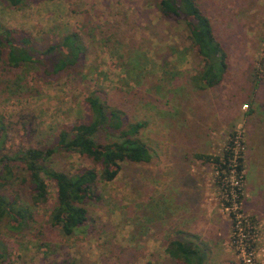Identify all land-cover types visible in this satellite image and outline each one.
Masks as SVG:
<instances>
[{"label": "rangeland", "instance_id": "rangeland-1", "mask_svg": "<svg viewBox=\"0 0 264 264\" xmlns=\"http://www.w3.org/2000/svg\"><path fill=\"white\" fill-rule=\"evenodd\" d=\"M195 2L228 63L222 82L203 91L190 83L200 58L183 28L159 14L157 0H28L18 8L0 0V25L27 31L36 48L71 32L86 48L80 74L44 83L29 72L20 92L14 74L0 71V146L10 155L45 148L59 130L89 121L86 98L95 95L129 122L146 123L138 138L152 155L100 184V202L87 205L92 226L67 238L46 228L56 200L47 181L49 202L35 209L29 234L11 237L0 224L4 264H177L166 247L186 238L183 231L205 249V264H245L231 243L227 192L204 158L221 156L235 132L244 169L238 209L256 227L252 264H264V0ZM96 140L108 142L103 133ZM86 165L77 155L51 160L65 172Z\"/></svg>", "mask_w": 264, "mask_h": 264}, {"label": "trees", "instance_id": "trees-1", "mask_svg": "<svg viewBox=\"0 0 264 264\" xmlns=\"http://www.w3.org/2000/svg\"><path fill=\"white\" fill-rule=\"evenodd\" d=\"M3 1L18 8L28 0ZM156 8L163 18L183 28L186 39L200 58L201 69L190 80L193 88L203 91L217 87L227 73L228 63L210 19L195 0H157ZM85 59L86 48L77 32L64 35L58 44L39 49L27 31L0 25V71L14 74L11 85L18 92L23 90L24 76L29 72L40 75L44 83H51L80 74ZM86 103L89 121L59 130L45 148H27L10 155L4 146H0V224L11 237H23L33 228L35 209L49 202L47 181L55 185L56 200L46 228L59 230L67 238L92 226L87 205L100 202V184L114 181L124 163L151 161L148 147L138 138L145 122H129L124 112L95 95L88 96ZM100 133L108 139L105 144L96 140ZM235 136L231 133L226 145L229 147L221 156L204 157L214 164L219 178L229 171L228 165L234 160V153L229 148ZM56 154L77 155L89 165L73 172L59 171L51 167ZM235 163L236 178L243 181L241 155ZM236 193L241 202V190L237 189ZM33 236H42V232ZM6 252L7 248L0 240V264L5 263ZM166 254L177 264H205L207 260L205 249L188 240L169 242ZM54 264L71 263L64 260Z\"/></svg>", "mask_w": 264, "mask_h": 264}, {"label": "built area", "instance_id": "built-area-1", "mask_svg": "<svg viewBox=\"0 0 264 264\" xmlns=\"http://www.w3.org/2000/svg\"><path fill=\"white\" fill-rule=\"evenodd\" d=\"M235 138L232 141V145L230 144V150L234 153V160L231 161L229 166V171H225L224 175L220 178L221 186L224 187V191H226V196L229 200V203L226 204L225 210L229 212V217L231 218L232 230H231V243L232 245L240 252L243 257H247L245 264H252V247L254 243V232L256 231V227L253 223L245 217L241 211L238 209L237 197V189L241 190L242 181H239L236 178L235 171V160L237 156H242V152L240 151V141L237 132H235ZM230 140H228L229 142ZM239 145V147H238ZM229 146H226V149ZM217 171V170H216ZM218 174V173H217ZM224 184V181L227 180ZM219 183V184H220ZM242 194V191H241Z\"/></svg>", "mask_w": 264, "mask_h": 264}, {"label": "crops", "instance_id": "crops-1", "mask_svg": "<svg viewBox=\"0 0 264 264\" xmlns=\"http://www.w3.org/2000/svg\"><path fill=\"white\" fill-rule=\"evenodd\" d=\"M183 232H184V233H183V236H187V237H186V238L183 237V239H180V240H182V241H183V240L192 241V240H190V237L193 236V235H190V234L185 235V232H186V233H189L188 231H183ZM193 237H195V236H193ZM193 242H194V243H197V242H195V241H193ZM198 244H199V243H198Z\"/></svg>", "mask_w": 264, "mask_h": 264}]
</instances>
